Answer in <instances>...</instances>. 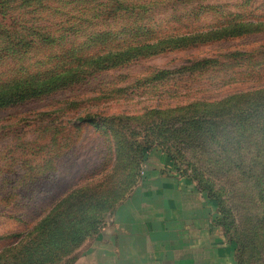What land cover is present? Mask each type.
Returning <instances> with one entry per match:
<instances>
[{
    "label": "rangeland",
    "instance_id": "374dc122",
    "mask_svg": "<svg viewBox=\"0 0 264 264\" xmlns=\"http://www.w3.org/2000/svg\"><path fill=\"white\" fill-rule=\"evenodd\" d=\"M56 81L0 108V264H76L158 168L264 264V0H0V94ZM87 193L109 208L64 245Z\"/></svg>",
    "mask_w": 264,
    "mask_h": 264
},
{
    "label": "crops",
    "instance_id": "0c3cea01",
    "mask_svg": "<svg viewBox=\"0 0 264 264\" xmlns=\"http://www.w3.org/2000/svg\"><path fill=\"white\" fill-rule=\"evenodd\" d=\"M158 169L76 264H234L233 248L213 224L212 202L173 169Z\"/></svg>",
    "mask_w": 264,
    "mask_h": 264
},
{
    "label": "trees",
    "instance_id": "16d2710c",
    "mask_svg": "<svg viewBox=\"0 0 264 264\" xmlns=\"http://www.w3.org/2000/svg\"><path fill=\"white\" fill-rule=\"evenodd\" d=\"M68 84L66 82L60 83V81L53 82L51 85L39 84L34 85L32 88L20 89L18 91H14L13 88L3 91L0 94V108L8 106L10 104H14L19 101H23L27 98H31L38 95L48 94L53 90H56L61 87H65ZM81 121H86L92 124V121L80 119ZM145 151L142 152L144 154ZM69 208L65 210V212H61L58 216L54 218L52 222L55 226L61 228L62 241L60 243L66 245H70L75 243L73 236H68V231H66L67 225L71 222L75 221L79 214L82 217L79 219L80 222H85L86 226H91L95 224L98 219V215L103 212V210H107L109 207V199L108 198H99L95 194L87 193L82 195L80 198L73 200L69 204ZM85 233V232H84ZM79 237L76 240L79 241ZM34 244L39 246H46V241L44 244L38 243V241H34Z\"/></svg>",
    "mask_w": 264,
    "mask_h": 264
}]
</instances>
